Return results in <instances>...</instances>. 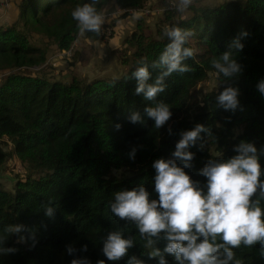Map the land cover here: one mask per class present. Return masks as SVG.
Segmentation results:
<instances>
[{"label":"trees","instance_id":"16d2710c","mask_svg":"<svg viewBox=\"0 0 264 264\" xmlns=\"http://www.w3.org/2000/svg\"><path fill=\"white\" fill-rule=\"evenodd\" d=\"M149 1L98 0L97 7L103 12L114 2L125 11L107 23L113 26L116 19L128 17L130 10L143 9ZM81 2L20 0L19 19L0 26V168L11 155L2 147L3 137H8L12 153L26 168L22 177L16 173L12 189L0 182V232L8 225L23 224L27 238L20 243L16 234L11 235L6 246L17 251L0 257V264H70L74 257L67 254L68 245L78 250L76 256H86L92 264L106 260L99 237L126 223L110 212L112 193L144 181L150 198H157L151 182L153 162L171 157L179 133L198 123L211 129V137L201 134L203 140L190 149L195 155L186 171L201 183L206 178L198 171L215 158L217 151L228 158L241 139L264 145V96L256 88L264 79V0H220L214 5L192 7L190 16L176 17L175 12L167 11L153 32L146 29L142 18L125 40L130 46L123 57L127 68L118 78L63 81L38 74L34 69L40 70L47 61L50 45L60 50L73 46L79 32L71 11ZM169 25L192 31L189 46L195 55L185 61L190 71L173 73L166 80V90L156 98L169 103L173 115L155 130L151 119L144 124H132L127 119L133 111L143 113L153 102L135 94L136 80L125 77L141 57L152 60L159 55L167 43L162 29ZM243 31L248 35L241 37L244 47L237 54L243 71L231 82L240 88V106L229 112L215 100L227 85L220 84L222 78L209 61L228 50ZM35 34L47 39L45 46L32 43ZM85 35L96 39L101 34ZM211 73L216 74L219 86L200 96L198 86ZM157 74L152 70L149 82ZM117 123L121 124L119 130L115 128ZM201 142L203 149L199 147ZM132 147L137 148L134 160L127 155ZM49 199L57 207L52 218L43 212ZM130 230L134 235V227ZM84 244L88 251H79ZM142 251L139 245L130 250L138 256ZM237 253L245 264H264L259 247L242 248ZM141 258L155 264L147 256ZM168 259L172 261V257ZM106 264L115 262L106 260ZM118 264H124V260Z\"/></svg>","mask_w":264,"mask_h":264},{"label":"clouds","instance_id":"9594fccd","mask_svg":"<svg viewBox=\"0 0 264 264\" xmlns=\"http://www.w3.org/2000/svg\"><path fill=\"white\" fill-rule=\"evenodd\" d=\"M97 4L98 0H83L71 11L80 35L99 36L102 33L106 19ZM169 4L182 14L190 9L193 0H169ZM192 35L190 29L165 26L162 29V36L167 39L164 49L155 59L141 57L125 77V80H136L135 94L153 102L143 113L133 111L127 117L132 124H144L151 119L153 129L160 130L169 121L172 107L156 98L166 90V80L173 73L190 71L185 61L195 55L194 48L189 46ZM247 35V31L241 32L228 50L219 52L209 61L217 76L222 78L220 84L227 85L215 95L217 105L225 111L235 112L240 106V88L231 82L242 74L237 54L244 47L241 37ZM152 70L158 74L149 82ZM256 88L264 96V79L257 82ZM115 128L119 130L121 124L117 123ZM168 132L172 134L171 127ZM202 133L211 137V129L204 124L181 131L171 157L153 162L155 175L151 182L157 198H150L152 194L144 181L112 193L108 202L110 212L126 223L99 237L100 251L107 261L147 264L141 258L147 256L155 264H245L237 250L259 247L264 255V145L241 139L233 146L234 155L222 158L217 151L213 155L215 158L199 169L198 174L206 178L201 183L186 169L191 167L195 155L190 149L203 140ZM199 147L203 149L204 143ZM136 153L137 148L132 147L127 155L134 160ZM56 210L52 199L43 205L44 215L49 218L54 217ZM131 227L135 229L134 235ZM25 230L23 224H11L0 232V257L17 251L15 247L6 246L7 241L16 234L18 242H25ZM162 242L163 247L160 246ZM137 245L143 250L140 256L130 252ZM66 251L74 257L70 264H92L88 257L76 256L78 250L74 246L68 245ZM79 251L87 252L88 245H82ZM106 260L99 259L96 264H106Z\"/></svg>","mask_w":264,"mask_h":264},{"label":"rangeland","instance_id":"374dc122","mask_svg":"<svg viewBox=\"0 0 264 264\" xmlns=\"http://www.w3.org/2000/svg\"><path fill=\"white\" fill-rule=\"evenodd\" d=\"M220 0H196L193 2L190 9L184 13H177L175 9L166 10L169 5V0H151L147 4L153 9L154 13L150 15L131 14L123 19H116L115 24H109L112 30V35L108 37L92 38L90 35L78 34L73 46L68 51L60 50L56 45L49 46L47 61L42 65L40 70L34 69L37 73L45 75L50 79H58L68 81L73 78H79L83 81H91L94 79H113L121 77L126 71L127 66L124 65L123 57L130 50L129 44L125 42L126 38L136 30L138 22L144 18L146 21V29L153 32L156 25L162 22V18L167 11L175 12L176 17L190 16L192 7L198 5H214ZM106 10L115 12L118 17L122 15V10L116 4L110 5ZM112 22V20H111ZM114 33V34H113ZM34 45L45 46L47 39L40 38L39 35L31 38ZM45 41V42H44ZM219 86L216 74H210L206 81H203L198 86L200 96L205 93L217 89ZM2 147L5 151L11 153L8 161L0 168V182L7 188L12 189L16 181V173L22 177L25 174V165L20 162L16 154L12 153V143L8 137H3Z\"/></svg>","mask_w":264,"mask_h":264},{"label":"crops","instance_id":"0c3cea01","mask_svg":"<svg viewBox=\"0 0 264 264\" xmlns=\"http://www.w3.org/2000/svg\"><path fill=\"white\" fill-rule=\"evenodd\" d=\"M8 0H0V26H8L14 21L19 19L21 14L19 8L20 0H9V4L6 5ZM113 4H115L113 2Z\"/></svg>","mask_w":264,"mask_h":264},{"label":"built area","instance_id":"2783aa9c","mask_svg":"<svg viewBox=\"0 0 264 264\" xmlns=\"http://www.w3.org/2000/svg\"><path fill=\"white\" fill-rule=\"evenodd\" d=\"M196 1V0H193V2ZM9 4V0L8 2H6V5ZM170 9H174L170 4L166 7L165 11L166 10H170ZM119 10H122L119 8ZM156 9H153L151 8L150 6H145L143 9H140V10H130L129 13H132L134 12V14H138V15H150L152 13L155 12ZM123 11V10H122ZM104 15H105V19H106V23L105 25L103 26V29H102V33L101 35L103 37H108V36H111L112 35V30L110 29V26L107 24L109 21H111L113 18H116L118 17V15L113 12V11H110V10H105L103 11ZM70 50V49H69ZM68 50V51H69ZM64 51H67V50H64Z\"/></svg>","mask_w":264,"mask_h":264}]
</instances>
